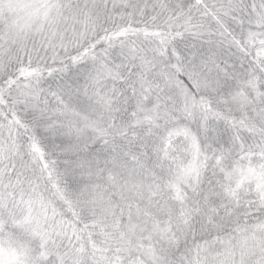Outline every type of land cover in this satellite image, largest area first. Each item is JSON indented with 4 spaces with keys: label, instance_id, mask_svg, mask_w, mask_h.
Here are the masks:
<instances>
[{
    "label": "snow or ice",
    "instance_id": "1",
    "mask_svg": "<svg viewBox=\"0 0 264 264\" xmlns=\"http://www.w3.org/2000/svg\"><path fill=\"white\" fill-rule=\"evenodd\" d=\"M0 264H264V0H0Z\"/></svg>",
    "mask_w": 264,
    "mask_h": 264
}]
</instances>
